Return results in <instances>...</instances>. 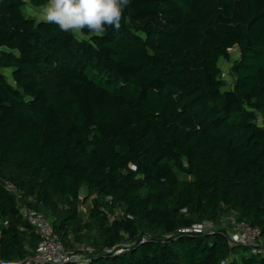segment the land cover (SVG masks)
<instances>
[{
	"label": "trees",
	"instance_id": "16d2710c",
	"mask_svg": "<svg viewBox=\"0 0 264 264\" xmlns=\"http://www.w3.org/2000/svg\"><path fill=\"white\" fill-rule=\"evenodd\" d=\"M24 5L0 0V257L36 247L23 205L89 243L66 264H264L220 230L178 233L233 214L264 239V0H132L103 37Z\"/></svg>",
	"mask_w": 264,
	"mask_h": 264
},
{
	"label": "built area",
	"instance_id": "2783aa9c",
	"mask_svg": "<svg viewBox=\"0 0 264 264\" xmlns=\"http://www.w3.org/2000/svg\"><path fill=\"white\" fill-rule=\"evenodd\" d=\"M221 76L224 77V73H221ZM7 189L12 192L15 191L10 186ZM20 212L32 226V230L38 238L36 247L31 255L23 258L10 260L0 257V264H66L89 261V253L92 249L82 246L66 247L43 213L23 205ZM216 230L223 232L229 246H244L248 248L251 254L264 258V239L261 237L260 229L248 223L237 221L233 214L223 218L219 224L210 220H201L178 229V233L209 235ZM121 250L118 248L114 252L119 253ZM105 252L110 253L111 249H105ZM220 264H230V259H224Z\"/></svg>",
	"mask_w": 264,
	"mask_h": 264
},
{
	"label": "clouds",
	"instance_id": "9594fccd",
	"mask_svg": "<svg viewBox=\"0 0 264 264\" xmlns=\"http://www.w3.org/2000/svg\"><path fill=\"white\" fill-rule=\"evenodd\" d=\"M130 3L132 0H46L37 16L75 37H103L108 29H113V34L120 32Z\"/></svg>",
	"mask_w": 264,
	"mask_h": 264
},
{
	"label": "rangeland",
	"instance_id": "374dc122",
	"mask_svg": "<svg viewBox=\"0 0 264 264\" xmlns=\"http://www.w3.org/2000/svg\"><path fill=\"white\" fill-rule=\"evenodd\" d=\"M24 2H25V5H24L23 8H24V12H25V14H26L27 16H31V17H33V18L39 20L37 14L39 13L41 7H34V6H32V5L30 4L29 0H24ZM0 50L5 51L6 49H4V48H0ZM238 56H239V52H238V50H237L236 48H233V49L230 50V58H228V59H220V61H219V66H220V68H221V71H222V73H224V80H225V82H226V83H225V84H226V86H225L226 89H228V88L230 89V88H232V86H233V82H234V74H233V72H232V63H233V61H234L235 59L238 58ZM0 73H2V74L5 76L6 80H7L9 83H12L11 69H9V68H3V69H0ZM257 122H258V123H261V120L258 119ZM84 192H85V191H83V195H84ZM88 200H89V204H91V198L88 199ZM80 208L82 209V211H84L85 205L82 204ZM105 212L107 213L108 218H110V217L114 216L115 213H116V214H121L122 210L119 209V208H116V209L114 210V213H111V212H109V211H105ZM86 244H87V245H85L84 243H78V242H76V243L73 245V247H71V248H75V247H77V246H82V247H88V248H91V247L88 245V244H89L88 242H86Z\"/></svg>",
	"mask_w": 264,
	"mask_h": 264
},
{
	"label": "crops",
	"instance_id": "0c3cea01",
	"mask_svg": "<svg viewBox=\"0 0 264 264\" xmlns=\"http://www.w3.org/2000/svg\"><path fill=\"white\" fill-rule=\"evenodd\" d=\"M237 256H238V254H233L232 255V257H234V258H238Z\"/></svg>",
	"mask_w": 264,
	"mask_h": 264
}]
</instances>
